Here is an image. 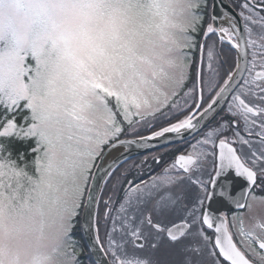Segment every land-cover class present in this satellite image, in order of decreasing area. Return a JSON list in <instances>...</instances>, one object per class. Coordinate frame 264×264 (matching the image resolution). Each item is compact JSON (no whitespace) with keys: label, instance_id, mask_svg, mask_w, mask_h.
Wrapping results in <instances>:
<instances>
[{"label":"snow or ice","instance_id":"obj_1","mask_svg":"<svg viewBox=\"0 0 264 264\" xmlns=\"http://www.w3.org/2000/svg\"><path fill=\"white\" fill-rule=\"evenodd\" d=\"M0 264H264V0H0Z\"/></svg>","mask_w":264,"mask_h":264},{"label":"rangeland","instance_id":"obj_2","mask_svg":"<svg viewBox=\"0 0 264 264\" xmlns=\"http://www.w3.org/2000/svg\"><path fill=\"white\" fill-rule=\"evenodd\" d=\"M259 210V209H258Z\"/></svg>","mask_w":264,"mask_h":264}]
</instances>
